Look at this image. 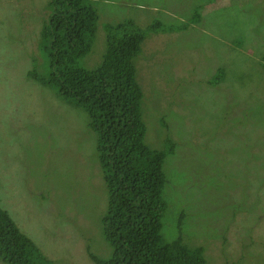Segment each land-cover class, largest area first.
<instances>
[{
    "label": "rangeland",
    "instance_id": "374dc122",
    "mask_svg": "<svg viewBox=\"0 0 264 264\" xmlns=\"http://www.w3.org/2000/svg\"><path fill=\"white\" fill-rule=\"evenodd\" d=\"M51 1L0 0V206L55 264H94L90 253L111 252L96 134L84 110L27 75L46 72L38 46ZM86 3L98 15L79 60L88 69L107 23L166 30L146 31L135 58L145 142L175 145L163 165L165 240L184 209L201 228L187 221L183 242L204 248V264H264V0Z\"/></svg>",
    "mask_w": 264,
    "mask_h": 264
},
{
    "label": "trees",
    "instance_id": "16d2710c",
    "mask_svg": "<svg viewBox=\"0 0 264 264\" xmlns=\"http://www.w3.org/2000/svg\"><path fill=\"white\" fill-rule=\"evenodd\" d=\"M49 4L52 12L41 27L38 46L47 60L46 72L31 69L27 75L54 89L64 102L84 110L88 127L96 134L108 192L101 222L111 252L104 258L90 253L91 259L94 264H204V248L187 245L182 232L190 219L196 226L188 225V229L201 228L196 213L190 217L181 210L173 240H165L161 231L169 202L164 195L169 180L163 165L174 142L166 139L162 149L145 142L143 90L135 58L146 31L166 30L159 23L145 29L131 20L107 23L101 63L88 69L79 60L91 49L96 10L86 0H52ZM215 78L222 79L218 74ZM0 260L5 264H55L1 206Z\"/></svg>",
    "mask_w": 264,
    "mask_h": 264
}]
</instances>
